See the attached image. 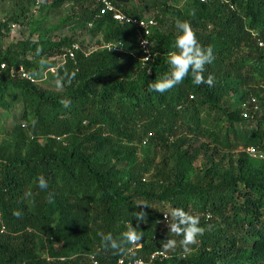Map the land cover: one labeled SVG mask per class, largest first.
Returning a JSON list of instances; mask_svg holds the SVG:
<instances>
[{
	"label": "trees",
	"instance_id": "1",
	"mask_svg": "<svg viewBox=\"0 0 264 264\" xmlns=\"http://www.w3.org/2000/svg\"><path fill=\"white\" fill-rule=\"evenodd\" d=\"M9 1L12 18L0 24V107L16 100L22 112L9 131L0 121V264H264V160L247 152L264 154V0L113 1L130 18L155 9L148 62L136 28L100 15L93 0ZM67 3L70 12L50 31L66 25L102 36L73 59L74 34L53 39L38 27ZM35 5L43 13L36 19ZM20 17L28 36L3 47L1 28ZM176 19L213 48L204 73L214 76L212 87L188 76L163 94L149 90L170 72ZM53 68L59 93L35 84ZM41 175L47 189L38 187ZM172 207L199 215L205 229L188 253L169 231ZM129 222L143 234L141 247L105 248L100 234L120 243ZM167 239L177 241L174 252L164 253ZM156 251L166 257L151 259Z\"/></svg>",
	"mask_w": 264,
	"mask_h": 264
},
{
	"label": "clouds",
	"instance_id": "2",
	"mask_svg": "<svg viewBox=\"0 0 264 264\" xmlns=\"http://www.w3.org/2000/svg\"><path fill=\"white\" fill-rule=\"evenodd\" d=\"M175 29L176 35L173 41L175 51H170L166 60L170 66V72L161 79L149 84V90L163 94L181 84L188 76H191L192 84L195 86L207 85L212 87L215 83L214 76L208 74L205 77L204 73L205 66L212 64L215 60L213 48L211 46L205 47L199 42L197 34L189 21L176 19ZM74 76L75 73L70 74V77ZM62 103L67 105L68 101L64 100ZM37 184L40 189L48 188V181L43 175L38 177ZM49 199H52L51 195ZM13 214L17 217L20 216L19 211H15ZM144 215L143 211L137 212L136 219L143 220ZM165 216L171 217L172 222L169 223V219L167 220L169 231L181 237L179 246L183 249V252H190L192 250L191 246L198 244V238L205 231L204 227L201 226L200 216L191 214L181 207L170 208ZM129 224L130 226L127 230L122 233V241L120 243L113 238L111 233H101L103 246L105 248L111 247L121 252L124 251L121 243L136 246L141 241L143 234L136 231L131 222ZM176 248L177 241L175 239H167L162 244L164 253L174 252Z\"/></svg>",
	"mask_w": 264,
	"mask_h": 264
},
{
	"label": "rangeland",
	"instance_id": "3",
	"mask_svg": "<svg viewBox=\"0 0 264 264\" xmlns=\"http://www.w3.org/2000/svg\"><path fill=\"white\" fill-rule=\"evenodd\" d=\"M43 2L46 0H42ZM167 0H161V2ZM180 4H182L183 0H178ZM50 2V0H47V3ZM135 6L137 9H142V4L135 2ZM148 6V5H147ZM12 7L13 5L9 0H0V24L4 22H8L12 18ZM70 4L67 3L63 5L61 8L57 10L50 11L45 21H43L40 26V30L44 31L45 29H48L49 35L53 39H59L63 38L65 36H72L74 34L75 38L78 40V44H80L81 48L93 49L95 48L96 42L101 39L100 34L93 35L91 33H87L86 30L79 31V29L76 30L75 33H72L70 29L67 28L66 25H61L58 27V29L55 32L50 31V27L56 26L59 24L60 20L65 18L68 15ZM132 5H127L126 8H131ZM38 5H35L34 8H32L33 11V18H39L41 17V14L37 12ZM155 13V9H147L145 11L144 15L147 18L153 17ZM22 23H12L10 22L9 29L7 31L6 27L1 28V40L3 47H6L8 44H15L19 40H24L28 36L29 32V25L27 23L28 20H23L22 17H20ZM7 26V25H6ZM34 35L33 37H35ZM45 62H48L49 59L43 58L42 59ZM54 60V59H51ZM57 64L59 61L58 59L54 60ZM53 69H47L43 71L44 77L43 78H37L36 85L42 89V90H48L52 92L59 93L61 92L60 84L55 81L53 78L49 77V73L53 72ZM262 82V81H261ZM263 86L264 83L262 82ZM6 99H9L6 97ZM11 107L9 109H4L0 107V121H1V128L4 132L9 131L15 124L21 123L20 116L22 112V106L21 104L16 100H10ZM250 109V108H249ZM248 114V110L246 112ZM2 135V134H0ZM2 137V136H0ZM200 160V158H199ZM198 162H196L195 166H198ZM165 227V225H164Z\"/></svg>",
	"mask_w": 264,
	"mask_h": 264
},
{
	"label": "built area",
	"instance_id": "4",
	"mask_svg": "<svg viewBox=\"0 0 264 264\" xmlns=\"http://www.w3.org/2000/svg\"><path fill=\"white\" fill-rule=\"evenodd\" d=\"M93 1H94V4L99 7L100 15L111 14L114 20L131 24L132 26L136 28L134 37L136 39L138 47L144 53V57L142 58V60L144 62H148L149 60H151L153 57V53L151 51L152 42L150 40V35H151L152 29L157 26V22L155 21V19L153 17L130 18L124 15L115 6L112 0H93ZM191 1H198V2L204 3L207 0H191ZM113 46L115 45L108 44L105 47L107 49H110L111 47L113 48ZM80 48L81 47L79 46L78 43L73 44L70 50L68 51V57L73 59L74 52L77 50H80ZM115 49L118 50V48H115ZM4 67H5L4 64H2L1 68H4ZM19 72L21 73V76L23 78H27L31 82H34V80L30 78L23 71L22 68L19 69ZM250 107H252L254 110H256L259 107V103L255 98L251 99ZM247 152L252 157H257V158L264 160V154L261 153L256 147H248ZM140 247H141L140 243H138L136 246H132V248L128 250V254H132L134 249H138ZM156 257H166V254L160 251H156V252H153L150 256L151 259L156 258ZM93 264H100V263L98 261L93 260ZM116 264H143V261L137 258L134 259L133 261H127L125 260V258H120L117 260Z\"/></svg>",
	"mask_w": 264,
	"mask_h": 264
},
{
	"label": "water",
	"instance_id": "5",
	"mask_svg": "<svg viewBox=\"0 0 264 264\" xmlns=\"http://www.w3.org/2000/svg\"><path fill=\"white\" fill-rule=\"evenodd\" d=\"M112 1L120 4H127L129 2V0H112Z\"/></svg>",
	"mask_w": 264,
	"mask_h": 264
}]
</instances>
